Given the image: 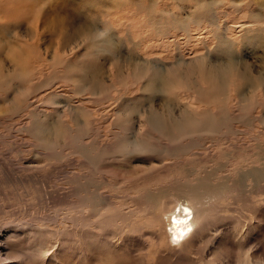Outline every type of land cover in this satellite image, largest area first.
<instances>
[{
  "label": "rangeland",
  "instance_id": "rangeland-1",
  "mask_svg": "<svg viewBox=\"0 0 264 264\" xmlns=\"http://www.w3.org/2000/svg\"><path fill=\"white\" fill-rule=\"evenodd\" d=\"M80 1L0 0V264H264V87L243 86L239 100L230 85L213 133L182 139L151 133L145 124L154 122L141 117L151 107L164 121L216 112L213 104H199L196 93L205 87L199 67L223 60L204 16L196 14L195 0H95L94 10L97 4L84 0V7L64 11ZM243 1L264 10V0H235L217 22L245 23ZM147 5L158 14L155 25ZM232 29L237 68L264 83V37L244 43L252 34ZM111 37L112 62L102 45ZM130 60L174 65L183 86L169 94L145 90L146 76L131 77ZM64 73L74 83L64 82ZM89 74L104 78L102 94L81 89L79 78ZM56 122L80 131L78 139ZM118 136L122 145L148 136L150 147L167 149L166 157L116 155L98 171L82 148L116 145ZM77 175L84 186L75 184ZM201 181L210 189L194 236L183 247L184 241L165 243L153 217ZM84 191L91 197L79 201Z\"/></svg>",
  "mask_w": 264,
  "mask_h": 264
},
{
  "label": "bare ground",
  "instance_id": "bare-ground-1",
  "mask_svg": "<svg viewBox=\"0 0 264 264\" xmlns=\"http://www.w3.org/2000/svg\"><path fill=\"white\" fill-rule=\"evenodd\" d=\"M86 1L89 2V4L92 2L95 4L98 3V1H95V0H86ZM194 2L196 4L195 5L196 14H198V16L199 14L204 16L203 22L208 29L207 31V33L209 34L208 40H210L211 44H214L216 46L217 53H220L221 55L223 54L222 55L223 60L220 59V61L217 60L215 62H212L208 66L202 65L199 67L198 81L201 84H204L205 87L196 90V93L199 96V99H198L199 104L200 103L213 104L214 106L213 108L216 109V112L209 113L207 111H199L196 115L182 114V116H179L177 114L176 116H172V119H168L164 121V120L157 119V113H155V108L153 107H151L148 110H144V112L142 111L141 112V117L143 118L142 123L145 124L149 122H154L153 124H145V125L153 127V130L151 133L157 131L160 134V136L163 138L174 137L176 139H182L187 134H192V133H197L198 135L213 133L214 131H216V129L214 130V128H218L216 125L220 123L219 122L220 117L221 118L223 117L221 109L223 108V104L226 101L225 99H227L225 95L230 85L233 87L232 92H233V95L235 96V99H239V100H241L244 96V92L242 91L243 86L250 85V86H263L264 87V83L259 75L255 76V75H252L251 73H248L246 69H244V71H240L237 68V62L234 56L231 54V45L234 44V42L230 38V34L231 32H233L232 28L234 29L239 28L241 31L247 34L249 33L252 34L250 37H246V39L243 41L244 43H250V42L258 43L260 40H262L264 37V10H261V8L256 7L255 4L252 6L251 1L249 2L243 1V4H241L242 8H247L249 10L246 13L247 15L245 14V23H243L242 25L236 26V27L231 26L228 28L227 23L225 24V26H223L219 24L217 20L222 14L226 13L231 8H234L233 2H235V0L233 2L232 0H229V1L228 0H195ZM138 4H140L141 6V3H138ZM85 5L86 4L84 3V0H81L78 5L66 4V6L63 9L64 11L69 12L71 10L74 11L81 7H84ZM148 5L142 8L143 10H145L146 12L145 14L151 17L150 22L153 25H155L157 24L156 15L158 14L152 11L153 9L151 8L153 7L148 6ZM99 7L100 6H98L97 4L93 8L91 6L89 9L94 10L96 8L98 9ZM140 10H141V7H139V11ZM14 16H15L14 12H11L9 14L10 18H13ZM160 16H163V15L161 14ZM156 32L158 31L156 30ZM73 35L76 36L75 33H73ZM85 35L89 36L90 33L88 32ZM111 42H112V37L106 40L104 43H102L105 49L109 50V56H110L109 61L113 60L111 58H114L115 56H117L116 55L117 52L113 50L112 48L113 44ZM140 62L141 61L136 62V60L135 61L130 60V64L132 68H134L133 69L134 73L131 75V77H137L139 79L140 78L143 79V77L146 76L145 81L143 79V83H142V87L145 90L148 89L150 92L159 91L161 93L169 94L171 93V90L173 88L183 86L180 75L173 73L174 68H175L173 67L174 65L170 66L169 68H165L162 66L158 69V67L150 66L151 63L149 65H146V64H143V62L142 63ZM191 66L192 65H190V67ZM121 67H124V65H122ZM127 68H125V70ZM121 70L122 68L120 69V72L123 71ZM168 70H172V73L170 75L167 74ZM126 71L128 72V70ZM66 73L62 75L64 77V82L67 81V82L74 83L73 80H71L68 76H66ZM30 74L31 73H29V75ZM99 75L101 74H98V75L89 74L87 78H79L78 81L81 84L80 87H83L81 88L83 89V92L86 90L88 91L89 94H95V93L102 94L104 92V88L107 85L105 81L103 80L104 78L101 76L103 78L102 79ZM116 76H117V73H116ZM20 77L27 80L28 74L24 72ZM259 101H260L259 102L260 107H262V109L264 110V89H263L262 97ZM184 111L190 112L191 110L185 109ZM228 115L233 120L239 118V115L235 112V110L233 112L232 111L229 112ZM34 119L37 120L38 117L35 116ZM255 119L257 120L258 118H255ZM170 121L173 122V125H168ZM115 124L119 126H123V124L125 125L124 121H122L121 123L119 122L118 118L116 119ZM56 125L59 128H62V129H65V131H68L72 139H78V134L81 133L80 131L78 132L74 131L68 125H64L58 122H56ZM168 126H171L170 130H168ZM168 131H170L171 134ZM118 137H119V144H116V145H106L104 147L102 146L98 147L95 144H89L88 147L82 148V146L78 143V145L76 144L77 145L76 148H82V151H83L82 153H84V155L89 158V161H90L89 164L90 165L93 164L94 167H97L98 171H99V168L105 169L106 167L105 160L107 158L111 159L115 157L116 155H121V156L123 155L125 157H128V156H133L134 154L147 155L151 152L152 153L158 152L159 155L157 153L155 154H157L159 158L161 157L160 159H163L164 157H166L164 155L165 154L164 152L167 149L164 147H161L160 145L155 146V147H150L148 142L144 140L145 138L150 139L148 136H144L143 139L137 140L132 145L131 144L122 145L123 144L121 142L122 137L121 136H118ZM148 157L150 156H147L145 159L147 162H150L148 161ZM153 167L155 166L151 164V169ZM151 169L149 168V170ZM81 177L78 175L75 177V184H78L80 187L81 185L84 186L82 182H80L81 179L83 178ZM203 184H205V181L196 183V185L188 184L189 186L187 185V187L177 192L179 200L175 201V203L173 204L171 208H168L165 211L153 217L154 222L156 223V225L158 226L160 230V236L161 238H163L165 243L168 242L170 245H173V244L178 245L180 242L184 241L181 244H179L181 247H183L194 236L195 218L197 215L203 214L206 210L203 207L204 206L203 205L204 194H205L204 191L210 189L209 187H201V185ZM78 185L76 186L77 190L83 191L82 188L81 189L78 188L79 187ZM83 188L87 189L86 186ZM86 193H89V192H86ZM86 193L85 195L83 194L79 196V201H81L82 199H87L91 197V195H87ZM146 198L152 199L153 197L146 196ZM80 204H83V203H80Z\"/></svg>",
  "mask_w": 264,
  "mask_h": 264
}]
</instances>
